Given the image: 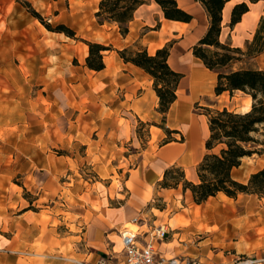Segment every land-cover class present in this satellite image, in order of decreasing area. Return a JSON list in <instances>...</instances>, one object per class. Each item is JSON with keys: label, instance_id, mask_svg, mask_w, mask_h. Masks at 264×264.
<instances>
[{"label": "rangeland", "instance_id": "obj_1", "mask_svg": "<svg viewBox=\"0 0 264 264\" xmlns=\"http://www.w3.org/2000/svg\"><path fill=\"white\" fill-rule=\"evenodd\" d=\"M98 6L99 0H0V257L25 261L34 246L39 264L78 261L67 252L78 243L77 252L82 247L92 255L85 262L96 264L103 251L122 253L119 232L138 230L129 225L134 219L166 226L164 244H177L175 256L205 264L264 257V197L220 194L197 205L182 183L170 190L147 187L143 205L136 206L132 195L142 184L134 179L136 170L151 166L158 148L172 139H159L157 128L193 120L202 129L204 108L243 111L249 98L236 92L218 100L206 93L194 100L183 91L166 124L161 115L146 126L134 123L136 141L129 111L122 117L130 121L119 119L114 130L111 113L99 120L101 101L107 106L112 101L99 92V73L86 66L84 41L99 43ZM32 10L53 27L75 22L79 40L50 32ZM105 55L113 61L111 53ZM240 67L264 70V53ZM151 140L152 152L140 155ZM196 168L187 169L189 181H196ZM262 168L264 151L245 159L234 178L247 184ZM122 213L130 222L112 228L114 236L101 247L95 238L99 220Z\"/></svg>", "mask_w": 264, "mask_h": 264}, {"label": "trees", "instance_id": "obj_2", "mask_svg": "<svg viewBox=\"0 0 264 264\" xmlns=\"http://www.w3.org/2000/svg\"><path fill=\"white\" fill-rule=\"evenodd\" d=\"M197 1L207 11L210 26L205 36L193 47L195 58L217 74L215 87L217 96L228 92L233 98L236 92H241L251 97L252 106L248 112L227 107L214 110L204 108V115L208 119L209 136L205 144L206 154L196 168L197 182L189 181L185 170L175 165L166 170L159 188L178 189L184 183V191H191L197 205H202L220 194L229 199H237L240 195L264 197V168L252 174L247 184L234 178L235 170L242 166L245 159L264 151V70L237 68L238 65L264 53V17L261 18L253 39L244 49L238 48L231 43H223L220 39L223 30V11L230 0ZM250 1L256 3L260 0ZM151 2L161 7L167 20L190 23L194 19L193 15L180 8L177 0H102L95 17L100 25L107 23L118 25L120 33L125 36L129 33V25L134 20L137 10ZM249 10L247 3L236 5L231 15V28L240 23ZM31 13L50 32L65 34L72 40H79L73 28L65 24L53 27L45 22L40 13L35 10ZM84 42L89 47L87 68L97 73L105 70V53L114 51L113 46ZM172 46L173 43H170L157 50L155 54H151L140 43L118 50L125 63L144 70L153 79L154 91L159 99L157 110L163 116L165 124L171 108L178 100L179 86L184 77L169 64ZM163 129L170 137L172 131L166 127Z\"/></svg>", "mask_w": 264, "mask_h": 264}, {"label": "crops", "instance_id": "obj_3", "mask_svg": "<svg viewBox=\"0 0 264 264\" xmlns=\"http://www.w3.org/2000/svg\"><path fill=\"white\" fill-rule=\"evenodd\" d=\"M52 1L60 3L61 0ZM101 1L99 0V4ZM177 1L180 8L193 15L194 19L192 22L183 23L167 20L161 7L151 2L137 10L134 20L129 25V33L125 36L120 33L119 27L116 24H98V28L95 29V32L99 33V43L111 44L115 49L114 51L106 52L112 54L111 58L113 61L108 62L109 56L105 55L106 69L99 72V92L105 94V97L112 101L110 106L104 103V99L101 101L99 104V120H104V117L111 113L109 119L111 118L112 128L115 130L120 128L119 119H123L126 122L130 121L122 117L124 111H129L135 120L134 122L131 121V128L133 129L130 130L134 141L138 139L137 130L135 129L138 123L148 124L149 122L156 121L158 116L161 115L157 110L159 99L154 91V82L151 76L144 70L130 63H125L119 56L118 50H123L136 43H140L151 54H155L157 50L173 43L169 64L175 71L183 74L184 77L179 86L178 100L171 108L169 117L172 114L174 106L182 98L183 91H188L189 97L194 100H200L206 96V93L208 96L214 95L218 100L224 99L227 96L231 98L228 92L220 96L215 94L217 74L207 69L193 54V47L205 36L210 26L207 11L197 0ZM241 3L249 4L250 10L243 16L240 23L231 28L233 8ZM262 17H264L263 0L256 3H252L250 0H230L223 11L221 42L231 43L234 47L244 49L248 42L253 39ZM67 25L77 32V24L75 22L69 21ZM105 78H109V80H105ZM209 83L212 86H208ZM247 97L249 98V96ZM203 117L205 120L202 129H199L193 120L186 122L185 125L181 123L179 126H166L167 129L172 131L170 136L172 141L158 148L151 159V166L145 168L141 165L136 170L139 174L134 179L137 180L139 178L142 183L139 190L136 191V195H132L136 206L141 207L143 205L144 193L147 191V187L159 188V183L163 180L167 169L177 165L182 167L186 172L187 169L198 165L202 161L206 154L205 144L209 136L208 119L205 115ZM181 119L184 120L182 114ZM206 124L208 125V130L206 129ZM182 126L185 127L184 130ZM157 130L159 131L157 132L159 139L168 136L163 128H157ZM179 139H183L184 141H179ZM154 146L156 144L152 145L151 140L146 151H143L140 155L146 157V154L152 152ZM132 177L133 175L131 174L127 183L132 180ZM196 178L194 182L198 180L197 174ZM107 217L109 221L99 220V229L95 231V238L101 247L105 245L109 238L114 236L115 232L111 230L112 228H120L131 220L130 216L124 213L119 216L107 214ZM76 244L78 243H75V249H78V245ZM162 245L165 244H159L160 251L165 255L171 256L167 251H163ZM80 248L79 252L75 249L68 250L67 252L70 255L76 256L80 262H84L87 259L89 261L92 255L89 256L86 249ZM36 249L37 247H32V252L27 256L25 261H21L20 258L0 257V264H39L34 260ZM106 253V251H103L96 261ZM44 264L72 263L66 259L55 258Z\"/></svg>", "mask_w": 264, "mask_h": 264}, {"label": "built area", "instance_id": "obj_4", "mask_svg": "<svg viewBox=\"0 0 264 264\" xmlns=\"http://www.w3.org/2000/svg\"><path fill=\"white\" fill-rule=\"evenodd\" d=\"M133 224L138 226L134 231L125 228L119 232L122 253L114 251L107 252L97 261L96 264H205L200 260L185 256H168L159 249V244L164 243L170 233L166 226L148 227L139 225V220L134 219ZM147 227L146 230H140ZM72 264H90L70 260ZM221 264H264V257H254L248 259L232 258L229 262L223 261Z\"/></svg>", "mask_w": 264, "mask_h": 264}, {"label": "bare ground", "instance_id": "obj_5", "mask_svg": "<svg viewBox=\"0 0 264 264\" xmlns=\"http://www.w3.org/2000/svg\"><path fill=\"white\" fill-rule=\"evenodd\" d=\"M251 106H252V99H251V97H249L248 105L245 108V110H243L242 112H248L251 109ZM206 129L208 130V125L207 124H206ZM189 193L191 195V192H189ZM129 225L132 226V227H137V225H135L133 223H130ZM120 244H121V242H120ZM164 247H165V249L169 250L168 254L171 255V256H174L175 254H179L178 249H176V247H177L176 243H170V244L164 245Z\"/></svg>", "mask_w": 264, "mask_h": 264}]
</instances>
